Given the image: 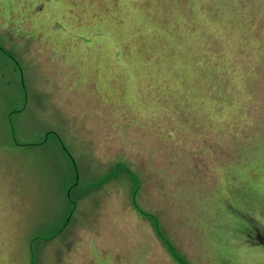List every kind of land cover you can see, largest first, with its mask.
Segmentation results:
<instances>
[{"label": "rangeland", "instance_id": "374dc122", "mask_svg": "<svg viewBox=\"0 0 264 264\" xmlns=\"http://www.w3.org/2000/svg\"><path fill=\"white\" fill-rule=\"evenodd\" d=\"M223 34L264 92V0H0V264H177L213 205L262 241L264 105L207 107Z\"/></svg>", "mask_w": 264, "mask_h": 264}, {"label": "crops", "instance_id": "0c3cea01", "mask_svg": "<svg viewBox=\"0 0 264 264\" xmlns=\"http://www.w3.org/2000/svg\"><path fill=\"white\" fill-rule=\"evenodd\" d=\"M1 177L0 172V179ZM3 188L4 186L0 181L1 210L4 209V204L11 208V204L15 200V197L8 195L10 192L5 193ZM49 188H52L51 184ZM7 202H9V205H7ZM207 208H210L207 215L198 220V230L201 235L198 239L200 243H198L197 249L190 250L187 249V245L185 248L182 245L183 250L177 252V255H171L177 264H233L234 259L235 264H264V241H248L242 232L237 229L241 223H245V220L235 216L233 212L227 209H224L225 214H221L215 205ZM0 214L3 216L2 212ZM207 232L211 233L210 235L218 244L213 250L205 243ZM189 241L187 244H192L190 238ZM230 244H232L230 248H227V245ZM181 258L185 259V262H182Z\"/></svg>", "mask_w": 264, "mask_h": 264}, {"label": "trees", "instance_id": "16d2710c", "mask_svg": "<svg viewBox=\"0 0 264 264\" xmlns=\"http://www.w3.org/2000/svg\"><path fill=\"white\" fill-rule=\"evenodd\" d=\"M212 18L214 19L215 17L212 15ZM213 36L214 37L211 41V43H213L210 46V49H212L210 50L211 56L209 55L210 57L208 60L210 72L211 74H214L215 78L212 77L211 82H209L208 85L212 86V88L206 97L208 101L207 107L209 106V108H213L214 110L216 106V108L223 113V116L226 117L227 125H230V127H235L237 131H235L236 133H238V131L244 133L247 130L242 131L244 129L243 126L245 125V123L241 121L243 116H238V114H241L243 110H248L249 112L250 108L252 107L250 106V103L253 104L255 101H262L260 106L264 105V92L260 89L261 87L259 84H256L259 81L255 80V72L258 73V71L253 70L252 74L243 72V74L246 76L245 81L248 82L249 85H246L245 82H242L243 80L237 79L239 74L238 72L235 73L232 71L234 66L229 63V58L226 57L224 60H222V57H218L222 56L224 52H220V49L218 50V48L215 51V54L212 52L214 47H221V45H225L224 48L228 50L229 43L228 46H226L227 37H225L224 34L222 36ZM221 40H224V42L221 43ZM219 58L220 60H218ZM233 72L237 76H234ZM241 76L239 77L241 78ZM233 82H237L240 85H237V83L235 84ZM258 98H260V100ZM256 110L258 111L257 115L264 116V114H260V108H256ZM249 114L254 116L252 111H250ZM252 119L254 118L248 117L247 122H249L250 125L255 124V122L251 123ZM140 212L142 211L140 210ZM150 217L153 219L152 214H150ZM260 238L262 241H264V231H262Z\"/></svg>", "mask_w": 264, "mask_h": 264}]
</instances>
